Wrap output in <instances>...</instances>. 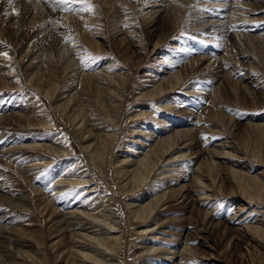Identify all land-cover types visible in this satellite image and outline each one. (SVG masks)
Segmentation results:
<instances>
[{
	"label": "rangeland",
	"instance_id": "rangeland-1",
	"mask_svg": "<svg viewBox=\"0 0 264 264\" xmlns=\"http://www.w3.org/2000/svg\"><path fill=\"white\" fill-rule=\"evenodd\" d=\"M52 1L57 0H51L50 2ZM70 1L75 7L72 5L73 8L70 7L69 11H63L62 14L67 15L68 19H70L69 25L74 24L76 21L74 17L78 14L88 17L90 15L92 21H86L84 23L82 27V30H85L84 35L82 34V30L71 31L74 29L70 27L61 32L64 36L61 33L59 34L60 43H58V46L59 48L61 47L60 52H63L62 59L64 60L58 64L55 62L53 65L57 85L53 100H50L45 93L39 92L37 89L30 86L28 82L27 75L33 70V64L31 65V63H34L36 57L44 52L43 50H40L35 56L27 55L22 60H19V57L12 49L16 43L15 41H10V45H5V48H0L1 53L7 54L6 56L4 55V59H6L7 62V69L5 70L8 71V75L13 79L10 81L11 87L0 83V108L7 107V109H12L13 111L19 109L32 110L36 108V110L39 111L38 113L44 115L46 119L51 120L53 123L41 129H29L26 127H20L18 129L15 127L12 129L10 127L7 130L0 129V133L7 132L9 135L16 133L14 135L24 137L23 143L26 140H31V144H49L51 141H55V138H58L57 142L60 143L61 140H63L64 145L61 144L63 146L66 144V149L70 148L69 150L67 149L68 153L65 155H54L40 149H34L26 151L28 152L27 154L19 153L20 156L16 157V154L13 153L14 151H2L5 147H10L12 145H2L0 147V183L3 181L6 182L8 186L5 187L11 189V191H9L10 197L28 194L33 203V209L28 211L17 205L13 206V204L6 199H1L0 215H4V218L3 221L0 220V226H6V233L4 232L1 234L14 237L12 239L13 242L21 244L23 250H30L29 246L41 252H46L47 250V260L50 264H65V262L66 264H74L73 258L69 260L66 259V261L64 257V259H60L65 262L57 260L58 253L56 252L58 251H53L49 247L51 238L54 235L52 234L54 227L51 228L49 226L47 214L43 213V210L38 208L40 201L37 195L39 193L49 195L64 206V204H68V202L73 203L80 201L82 197L86 196L88 193L81 190L85 187L89 186L91 188V186H93L97 190H94L95 192L91 194L90 199L86 196L88 200L82 201L84 205L80 204L81 207H79V209L94 213L98 217L100 216L99 218L101 219L105 215L109 217V214H112V220L120 221L121 230L119 233L122 234V242L120 244L118 256L114 255L117 257H114L115 260L111 261L114 264H150V262H156L155 264H179L180 258L178 256L174 258L171 257V252L175 250H180L181 252L186 245L192 248L187 251V255H185L188 264H264V239H262V242L259 240V242H253L247 236H242L243 232L246 230L245 226L256 225L257 221L262 225L261 222H264V204L257 201L256 203L247 202L239 191H231L237 184L235 175L227 176L232 179L230 184L227 183L225 179H221L225 173L222 167H227L228 165L235 170H241L242 168V170L245 171H247V168L243 169V167L245 165L247 167L250 166L248 168L251 172L250 175H256L261 168H264V166L258 164V161L254 162L251 155L254 154V150L256 156H264V106L260 107V105L264 104V95L259 92L255 94L252 93L254 95L253 98V96L248 95L247 92L245 93V89L242 88H240V90H242L241 93L236 92V83H234V85L232 83V85L228 87V89L230 88L229 95L226 96L222 91L220 100H222V98L223 100L218 103L217 106L213 105V102L207 98V100L204 99L206 105L204 104L200 108L202 96L198 98L196 93L188 92L189 90L193 92H195L196 89L201 90V87L209 81L206 79L212 70H210L211 66H208L209 58L211 55H216L215 53L217 50L207 45L208 40L204 37L210 34L215 26L219 25L217 20L227 22V19L233 20L235 16L234 20L231 21V23L229 22L231 25L228 23L229 28L226 27L232 30L231 32L240 31L239 33L245 35L248 33V35L252 36L259 35L256 33L259 30L253 27L256 25H253L252 22L247 23V14L243 16V14L238 13L239 15H237V13L232 12L234 6L230 8L229 3L234 0H210L211 2H207L208 0H189L188 3H185L187 5L184 4L185 6H182L183 11L181 10V13L175 14L165 21V25L168 26L169 29L175 26V22H177V24L174 27L175 32L172 36L167 41L160 42V33L152 31L150 25L143 20L144 11L147 10L148 7H145L147 8L145 9L141 4L136 5V8H134L136 11H134L133 14L134 17H136V31L134 30L135 35H133L134 44L136 46H131V50L135 52L134 56L136 59H139V63L136 65L132 62L130 64L124 52L121 51L124 46L123 37L125 36H123V34L119 36V33H115V31L119 29V27H117L119 24L112 23L116 16L111 13L109 14L106 10V5H108L109 0H107L108 2L105 4V7L99 0H87V3L82 2V0ZM206 2L214 5L219 4L218 7L220 10L215 9L218 16L216 13H208L207 11H203L206 12L205 15H208L207 17L204 14L198 15V12H194L199 8H205L203 4ZM246 2L250 4V7L263 11L256 15H250L255 18H260L259 21L264 24V0H247ZM0 5H7L11 9L17 7V0H0ZM89 5L91 7H89ZM223 8H225V10ZM245 9H249V7L245 8L243 6L242 8L241 6L240 11ZM39 11V16L37 12L36 15L35 12H30L26 15L22 20L24 28L28 29L33 26L37 20L44 17L42 13L45 12V7H41ZM231 13H234L233 17L228 18ZM219 14H223V16L219 17ZM224 15H226V17H224ZM78 16L76 18H78ZM93 16L98 17L95 19ZM116 19H120V17L117 16ZM212 20L214 22L216 21V24H214V22H212V24L209 22ZM259 21L256 20V24H259ZM199 22H201V24ZM163 23L164 22H162V24ZM16 24L21 26V22ZM201 26L204 28L201 29ZM126 27H130V25ZM89 32L93 34L97 33L99 36L96 37L94 41H89L85 38V34ZM261 32L264 33V29L259 33ZM212 34L213 33L210 35ZM26 39L27 38H24V40ZM98 41L104 43L103 49L100 47L102 49L101 51L99 50L100 48L97 50V48L92 45V43ZM214 41L216 42V40ZM214 41L211 43H214ZM214 45L216 44L214 43ZM58 46L56 47L58 48ZM243 46H241L233 36L229 39L228 43H224L223 41L221 44L223 51L227 49V56L229 58L226 60L228 63H231L229 64L231 65L230 68L235 69L233 71L234 73L238 71L236 72L237 76H234L233 72L229 75L231 77L233 76L236 79L232 78L238 81L246 72L248 73V71H251V76L256 77V75H259L264 78V57L262 56H257L255 58V63H250L252 61L249 60L242 63V65L238 64L239 66L237 67L235 59L237 60L238 58L234 57L235 52L239 53L238 51H242L243 48L247 49V47L249 50L248 45ZM48 47L49 45L45 48V54L53 57L50 53V48L52 47ZM191 49L194 50L193 53L195 50L199 49L201 51L202 49V53L196 55H203L207 57V59L192 66V68L190 67V69H186V67L191 66V64L184 65L189 55H187L186 58L184 57L185 60L183 63L181 61V64L177 63L180 58H178V55L181 53L184 54V52L190 54ZM64 53H67L66 56ZM222 54L223 52H219L217 57H220ZM69 57L73 58L75 62L74 64V62L70 60L73 62L72 66L77 68L75 72L78 70L82 74H92V78H85L84 81L82 79L81 82V77L78 78L77 76L75 79L76 81H73L74 73L66 70L63 64L66 60L70 59ZM238 60H240V58ZM255 64H257V66H255ZM104 68L105 70L110 68L112 74H119L121 77L120 80L122 83L124 82L125 85L122 87L119 85L118 80L116 82L105 81L102 75H94L95 72H105ZM170 74L182 75L181 82L183 81V84L176 89L167 88L161 95L151 99L139 98L142 93L146 92L148 89H152V87L163 78L169 83L170 77L172 76H169ZM255 77L249 78L254 79ZM187 79L190 81L186 82ZM208 83H210L209 86H211V82ZM215 87L216 86H214V88ZM99 88L100 90H98ZM101 88L103 90H101ZM251 88L255 89L253 86H251ZM72 89H74L73 92L76 91L80 96H84L83 99L86 98V100L84 99L85 104L88 105V111L95 114L94 118L97 124L103 122L104 125L107 126L109 132L117 133L116 143L114 142L113 149L111 150L112 152L108 151L102 163L97 160L94 161L95 159H92L93 156L83 149L85 145L84 142L82 140L80 142L78 141V137H80L81 134L74 130L73 125L71 126L68 119L63 116L62 110L57 108V105L62 103L61 100H65V94L72 91ZM110 89L114 90V92L117 91L116 93L118 94L121 93L124 98L116 99L113 96H108V91H111ZM209 91L210 90H205L204 94H209L207 93ZM102 101H107L106 105L108 103H115L114 107L111 106L112 108L110 107L109 109V111L114 109L115 112L113 113V117L107 116L106 111L102 107ZM116 103L118 104V108L115 107L117 105ZM189 109L193 112H199L202 117H205V119L200 121L199 127L204 126L203 128L207 129L206 134H201V144H203H200L196 149V151L199 152L192 157L197 156L199 153L206 152L203 153V157H206V163L209 161L219 162V168L218 166L215 167L214 172L209 174V178H215L214 181L216 186L221 190H225L224 195H218V190L214 189L212 193L216 194L214 195L215 198L212 199L213 196H209L210 198L207 197V199H203L201 202H199L198 193H192L191 197L184 199V202H182L183 200L175 202V198H172L167 200L166 203L159 208L158 212L154 214L155 221L137 223L134 221L135 219L133 216H130L131 213H128L125 204L135 202L145 203L154 195L160 194V190H163L162 188H166V191L172 188H178L180 185L177 183L178 179L180 182L182 181L181 183H193V179L195 178L194 172L199 162L195 164V162H187V160L181 161L178 167L179 169H177L178 171L176 172L173 170L177 163L169 166L166 164L167 161H165L164 164H161L164 166L160 165V169L154 172L145 185L139 190L135 189L132 192L126 191L127 188H123L121 177L117 173L119 168L116 165L119 164V160L124 156H132L134 151L141 145V142L146 140V131L151 130L157 132L161 129V126H164L160 124L162 121L159 120L166 118V122L168 123L171 121H186L190 123V118L185 115ZM217 110L218 112L222 110L221 112L224 113V115L214 118L212 112L217 113ZM0 113H2L1 110ZM139 113L147 114L144 118H135L134 115ZM195 114L196 113H194V115ZM195 126L196 125L190 124L185 128H198ZM255 126H261L262 128H256ZM165 127H168V125ZM181 128L183 129V127ZM134 129H137V134H133ZM221 143H227V148L224 150L231 155L224 159L212 157L211 154H213L215 150H218L215 146L218 145L219 147ZM110 144L111 142L108 147ZM86 145H88V143ZM42 152L45 154V160L49 161L47 164L41 162L43 158V156H41L43 155ZM166 157L171 156L167 155ZM7 158H10V165L5 164ZM21 165L31 166L32 171H30L29 174L33 175L34 179L32 181L29 180V177L25 175V173L19 170L18 166ZM205 166L206 164L204 167ZM193 168L195 169L192 170ZM162 172H165L168 176L161 179L165 174H162ZM79 176H81L83 180L91 178L89 181L90 183H77V180L80 178ZM184 176L185 178H182ZM60 179H62V183L58 181ZM71 180H75V182H69ZM59 187L66 188L61 195L57 193V188ZM195 188L193 189L195 190ZM36 190L39 191L36 192ZM100 196L104 197V200H107L103 206H99L101 204V200L98 199ZM193 204H195V208L197 209L213 211V219L204 217L203 214L197 213L198 211L190 212L191 208L187 209V207L190 205L194 206ZM54 205L59 206L57 202H55ZM105 205H107V207H105ZM242 218L245 219V221H243ZM159 223H162V225L159 226ZM91 226L92 223L86 224V227L89 228L86 230L84 229L82 232L88 231L87 233L91 234V230H93ZM154 226L156 227L153 231H146L144 234L139 233L142 230H147V228L152 230ZM22 228H28L26 230L30 231L36 230L35 235H37V237H43L45 240V249H41L40 245L35 244L33 239L29 237L25 238L20 234L19 231L22 230ZM79 228L76 230H80ZM97 228L100 229L101 227ZM17 229H19V231ZM66 235L67 237L69 236L68 233H66ZM68 241L69 240H67V243ZM13 242H7L5 244H12ZM85 242L90 247L86 246ZM85 242H83L82 246H79L78 249L80 250L81 248V250L85 252H92L94 249L92 247L94 246L92 242L90 240H86ZM0 244H4L1 238ZM78 245L81 244L79 243ZM149 247L158 249L155 252L153 250L148 252ZM59 248L62 250L64 247L61 245ZM144 249H146L147 252ZM101 250L102 249L97 251V253L99 257L104 258ZM4 254H6V264H38L37 261L35 263V261H29V259L21 257V254L16 253V251H14V253ZM152 257L153 259L151 260ZM147 258H149L148 260H150V262H146ZM85 261L87 262V260L81 259L79 263L75 262V264H86Z\"/></svg>",
	"mask_w": 264,
	"mask_h": 264
},
{
	"label": "bare ground",
	"instance_id": "bare-ground-1",
	"mask_svg": "<svg viewBox=\"0 0 264 264\" xmlns=\"http://www.w3.org/2000/svg\"><path fill=\"white\" fill-rule=\"evenodd\" d=\"M50 1L51 0H17V7H14L11 9L7 5H0V27H1V29H0V48H2V47L5 48V45H7V46L10 45L9 44L10 41H15L16 43L12 47V49L15 52V54L19 57V60H22L27 55L35 56V55H37V53L40 50H43L44 52L42 54L38 55V57H36V59L34 60V63H31V65L33 64V70L31 71V73H29L27 75V77H28V80H29L28 82H29L30 86L37 89L39 92L45 93V95L48 96V98L50 100H53V97L55 96L56 87H57L56 79H55V75H54L55 70L53 68V65L55 62H57V64H58L59 62L64 60V59H62L63 58V56H62L63 52H60L61 47L59 48V46H58L59 45L58 43H60L59 34L63 30H65L66 28L68 29V27L74 29L71 31L82 30L84 23L86 21L91 22L92 19H91L90 15H89V17H90L89 18L88 16H81L78 14L81 17H79L77 15L78 18H76L77 16L74 17L76 19V21L74 20L75 21L74 24L69 25L70 19H68L67 15H62V14H63V11L64 12L69 11V8L72 7L73 4L71 3V1H70V3H57V1H52V2H50ZM99 1L104 7H105V4L108 2L107 0H99ZM209 1L210 0H208L207 2H209ZM246 1L234 0L233 2L229 3V7L231 8V6H234L232 12L237 13V15H239L238 13L243 14V16H244V14H247L246 18H247L248 22L247 21H245V22H247V23L252 22L253 25H256L253 27L257 28L259 30V31L256 30L257 31L256 33H258L259 35L258 36H252V35H248L247 32H246L247 35H245V34L239 33L240 31H238V30H237L238 32H235V31L231 32L232 30L228 29L229 28L228 23L229 22L231 23V21L234 20V17H235V16L233 17L234 13H231V15L228 16V18L233 17V20L227 19V22L217 20L219 25L218 26L214 25L215 28L213 29V31H211V33H213V34L210 35L211 34L210 33L204 37L208 40L207 45L212 46L213 49L217 50V52L215 53L216 55H213V56L211 55V57L209 58V63H208V66L209 67L211 66L210 70L211 69L212 70L206 79L209 80L208 82H211V86H209L210 83L206 82L201 87V90L196 89L195 92H193L192 90L188 91L189 93H196L198 95V98H201L200 96H202V99L200 100L201 101L200 108L202 107V105H204V104L206 105V102L204 99L207 100V98L213 102V105L217 106V104L223 100V98H222V100H220V94L223 91L224 94L226 96H228L229 92H230V88L228 89V87H229V85H232V83H233V85H234V83H236V88L234 87L236 92L241 93L242 90H240V88H242V89H245V93L247 92L248 95L253 96V98H254V95L252 93L255 94V93L259 92L260 94L264 95V78L262 76H259L256 74H255L256 77L251 76V74H250L251 71H248V73L246 72V74L243 77H241V79H239L238 81L234 80L236 78H234L233 76L232 77L234 79L230 76L231 73L235 69H233V68L231 69L230 68L231 65H229L231 63H228V61L226 60L229 58L227 56V51H226L227 49L225 48L226 50L223 51V49L221 48L222 42L224 41V43H228L229 39L232 38V36L235 37V39L237 40L238 43L241 44V46H243V44H244V46L245 45L249 46V50L247 47V49L243 48L244 51L243 50L238 51L239 53L235 52L234 57L238 58V59L240 58V60L235 59V63L237 64V67L239 66L238 64L242 65V63L247 62L249 60L252 61L250 63H255V60H256L255 58L257 56L264 57V47H263L264 33H262V32L259 33L261 30L264 29V24L259 21L260 18H255V17L250 15V14L256 15V14L263 12V11L261 9H256V8L250 7V4ZM188 2H189V0H139V1L138 0L137 1L136 0H109L108 5H110V6L106 5L107 6L106 10H107V12H109V14L110 13L114 14V16H116V18H117V16L120 17V19L114 18L112 23L113 24H115V23L119 24L117 26V27H119V29L116 30L115 33H119L118 34L119 36L121 34H123V36H125V37H123L124 46L121 49V51L124 52L125 57H126V59H128L130 61V64H131V62L135 63L136 65H138V63H139V59H136V57L134 56L135 52H133L131 50L132 49L131 46L135 45L133 35H135L134 30L136 31V29H135L136 28V26H135V23H136L135 18L136 17H134L133 14H134V11H136V9H134V8H136V5L141 4V6H143V8L148 7V9L145 8L147 10L144 11L143 20L148 25H150V28H152V31H154V32L156 31V32L160 33V37H161L160 42H165L175 32L174 27L177 24V22H175L174 23L175 26H173L169 29L168 26L165 25V21L167 19H169L170 17L174 16L175 14L181 13L182 6L187 5L185 3H188ZM207 2L203 4V6L205 8H202V9L199 8L198 10H195L194 12H198L199 13L198 15H202V14L205 15L206 12H203V11H207L208 13H216L215 9L216 10L219 9V7H218L219 4L214 5L212 3H207ZM215 3H217V2H215ZM220 4H224V3H220ZM212 5H213V7H212ZM224 5H226V4H224ZM43 6L45 7V12L42 13L44 15V17L40 20H37L35 22V24L33 26L29 27L28 29L24 28V26L22 25V20L26 17V15L29 14L30 12H35V15H36V12H37V14L39 16V13H40L39 10ZM241 6H242V8H243V6L245 8L249 7V9H245L243 11H240ZM197 7H198V5H197ZM222 7H227V6H222ZM236 8L239 10H237ZM212 9H214V10H212ZM223 9L225 10V8H223ZM227 10H228V8H227ZM182 13H184V12H182ZM216 15H217V13H216ZM205 16L207 17L208 15H205ZM222 16H223V14L222 15L219 14V17H222ZM97 17L98 16H96L94 18L97 19ZM224 17H226V15H224ZM256 20H258L260 23L256 24V22H255ZM71 21H72V18H71ZM18 22H21V26L19 24H16ZM162 22H164V23L162 24ZM209 22H211V24H212V22H214V21L212 20ZM199 23L201 24V22H199ZM224 23H226V24H224ZM230 23H229V25H231ZM214 24H216V21L214 22ZM129 25H130V27L127 28L126 26H129ZM203 28L201 26V29H203ZM84 33H85V30L84 31L82 30L83 35H84ZM98 36L99 35H97V33L93 34L92 32L85 34V38H87V40H89V41H94L96 39V37H98ZM24 38H27V39L24 40ZM136 40H138V39H136ZM214 40H216L217 43ZM19 41H22V42H19ZM213 41L216 45H214V43H211ZM48 45H49L48 48L52 47V48H50V53L53 57L55 56L54 59H53V57L45 54V48ZM92 45L94 47H96L98 50L100 47L101 48L103 47L104 43L98 41V42L92 43ZM56 46H58V48ZM9 47H7V48H9ZM101 48L99 49L100 51L103 49V48L102 49ZM190 51H191L190 54H187L186 52H184V54L181 53L180 55H178V58L179 57L180 58L177 61V63H180V64H181V61L183 63L185 58L187 57V55H189L188 58L186 59L184 65L191 64V66L186 67V69H190V67L192 68V66H194V65L202 62L203 60L207 59V57H205L203 55H201V56L196 55L198 53H202L201 52L202 49H201V51L199 49L195 50L194 53H193L194 50L191 49ZM218 51L223 52V54L220 57H217L219 54ZM66 54H65V56H66ZM70 60L73 61V58L66 60L63 64H64L66 70L74 73L73 81H76L75 79L77 78V76H78V78L81 77V82H82V79L84 81L85 78H88V77L92 78V76H91L92 74H87V73L82 74L78 70H77V72H75L77 68L72 66L74 61L72 62ZM6 63L7 62H6V59H4V54L0 52V83L5 85V86L11 87L10 81L13 79L10 77V75H8V71L5 70V69H7ZM256 63H258V62H256ZM74 64H75V62H74ZM255 66H257V64H255ZM243 69H244V67H243ZM243 69H241V70H243ZM104 70H105V68H104ZM106 71H109V72H106ZM110 71H111V69L108 68L105 70V72L104 71H102V72L100 71L101 73L95 72L94 75L95 74L96 75L99 74V76L102 75L104 77L105 81L108 80V81H115L116 82L118 80L119 85L123 87L125 85V83L124 82L122 83V81L120 80V78H121L120 75L117 73L112 74ZM236 72H238V71H235V73L233 72L234 76H237ZM169 76H171L169 83H167L166 79L163 78L159 83L154 85L152 87V89H148L146 92L142 93L139 96V98L140 99H144V98L151 99L153 97L161 95L163 93V91L166 90L167 88L176 89V88H178V86L183 84V81L181 82L182 75L170 74ZM249 77H255V78L250 79ZM189 81L190 80L187 79L186 82H189ZM218 82H219V84H218ZM260 84H262V85H260ZM214 86H216V87L214 88ZM251 86H253L255 89H252ZM73 90L74 89H72V91H70L69 93L65 94V96H64L65 100H61L62 103H59L57 105V108H60L62 110L63 116H65V118L68 119V121L71 123L70 124L71 126L73 125L74 130H76L77 133L79 132V134H81V136L78 137V139H79L78 141L80 142L82 140L84 142L85 145L83 146V149L86 152H88L91 156H93L92 159L94 158L95 159L94 161L97 160V161L102 163L103 160L105 159V156L107 155L108 151H111L113 149L112 147L114 146V142L117 139V133L116 132H109V130L107 129V126L104 125L103 122H100L99 124H97V122H95L96 119L94 118L95 114H93V112H89L88 111V105L85 104L84 99L86 100V98L83 99L84 96L83 97L80 96L78 94V92H76V91L73 92ZM98 90H100V88ZM101 90H103V89L101 88ZM205 90H210L209 92H207L209 94H207V95L204 94ZM116 92H114V90L108 91V96H113L116 99L117 98L118 99L124 98V96L121 95V93L118 94ZM110 99H112V98H110ZM110 101H112V100H110ZM106 102L107 101L101 102L102 107L106 111L108 117H113V113L115 111H114V109L109 111V109L111 106L114 107L115 103L114 102H113L114 104L108 103L111 105H108V104L106 105ZM117 106H118V104L115 107L118 108ZM263 106H264V104L260 105V107H263ZM119 109H120V107H119ZM0 110L2 112V113H0V129H6L7 130L10 127L12 129L15 127L17 129L20 127H22V128L26 127L29 129H41V128L47 127L48 125H50L52 123L51 120L46 119L44 115L38 113L39 111L36 110V108H34L32 110H30V109L29 110H26V109L20 110L19 109V110L13 111L12 109H7V107H4V108L1 107ZM221 111L218 112V110H217V113L212 112V115L214 116V118H218V116L224 115V113H222ZM194 113H196V114L194 115ZM146 114L147 113H139V114H135L134 117L135 118H140V117L144 118ZM185 115L188 118H190V120H191L190 123H188L186 121L185 122H182V121H173L172 122L171 121L170 123H168V122H166V118H164L163 120H159V121H162V123H160V124H162L164 126H161L160 127L161 129H159V131H157V132H153L151 130L146 131V133H145V138L147 137L146 140L142 141L139 148L136 149L133 153L134 155L135 154H137V155L134 156L132 154V156H124L123 158H121L119 160V164L116 165L119 168L117 170L118 171L117 173L121 177V180H122L121 184H122L123 188H127L126 191L132 192L135 189L139 190L143 185H145L148 182V180H150V177L154 174V172L159 170L160 169L159 166L161 164H164L165 161H167L166 164H168L169 166L177 163L174 166V170L171 169V170L176 171V172L178 171L177 169H179L178 167H179L181 161L187 160V162H195V164L199 162V164L196 167V170L194 172L195 178L193 179V183H191V184L190 183H181L182 181L180 182L178 179L177 183L180 184L178 186V188H172L169 191H166L165 190L166 188H162L163 190H160L161 191L160 194L154 195L151 199H149L145 203L135 202V203H131V204H128V203L125 204V207L128 209V213H131L130 216H133V218L135 219L134 221H136L137 223H147V222H150L153 220L155 221L154 214L156 212H158L159 208L161 206H163L167 200L172 199V198H175V200H174L175 202H177L179 200H183L182 202H184V199H186L187 197H191L192 193H198L199 194V202H201L203 199H207V197H209V196H213L212 199L215 198L214 195H216V194L212 193L214 191V189L218 190V192H217L218 195L219 194L224 195L225 190H223V189L221 190L218 188V186H216L215 181H214L215 178H213V179L209 178V174L211 172H214L215 167L218 166V168H219V165H220L219 162L218 161H209L206 163V161H205L206 157H203V153H206V152L199 153L197 156L192 157L193 155L197 154V152H199V151H196V149L201 144V141H202L201 134L204 135L207 133V129L203 128L204 126L199 127L200 121L205 119V117H202L199 114V112H193L191 109H189V111H187V113ZM210 118H212V117H210ZM210 118H207V119H210ZM101 119H99V120H101ZM231 119L233 120L232 117H231ZM190 124L196 125L195 127H198V128H190V127L185 128V127L189 126ZM167 125H168V127H165ZM102 126H104V127H102ZM181 127H183V129ZM255 127L256 128H262L261 126H255ZM14 134H16V133H12L11 135H9V133H7V132L2 133L0 135V147L2 145H4V146L12 145L10 147H5V149H3L2 151H6V150L8 152L14 151L13 153L16 154V157L20 156L21 153L27 154L28 152H26V151H30V150H34V149H40V150L52 153L54 155H65L68 153L67 152L68 148L67 149L65 148L66 144H65V146H63L64 141L61 140V142L59 143V142H57L58 138H55L54 139L55 141H51L49 144H42V143L41 144L40 143L31 144V140L30 141L26 140L25 141L26 143L25 142L23 143L24 137H22V136L18 137L17 135H14ZM133 134H137V129L133 130ZM110 142H111V144L108 147ZM134 142H136V141H134ZM87 143H88V145H86ZM227 143L226 144L221 143L219 145V147H218V145H216L215 148L217 147L218 150H215V152L213 154H211L212 157L224 159L225 157L231 155L230 153H227V151L224 150L227 148ZM143 147H145V148H143ZM253 153L254 154H251L253 161L254 162L258 161V164L264 166V156L263 157H261V155L256 156L254 150H253ZM42 154L43 155H41V156H43L44 159L42 158L41 162L43 164H47L49 161L45 160L46 157H44L45 154L43 152H42ZM167 155L171 156V157H166ZM9 159L7 158L5 160V164L10 163ZM243 159H245V158H243ZM205 164H206V166L204 167ZM161 166H164V165H161ZM18 167H19V170L22 171V173H25V175H27L29 177L30 181H32L34 179L33 175L29 174V172L32 171V168L30 165L29 166H22L21 165ZM249 167H247L246 165L243 167V169L247 168V171L242 170V168H241V170H235L230 165H228L227 167H222V169L225 171V173L223 176L221 175L222 176L221 179H225V181L230 184V182H232V179H230L227 176L228 175L229 176L235 175V177L237 179V182H236L237 184H236L235 188L231 189V191H239L240 194L245 197L247 202L249 201V202H255L256 203V201H257V202H261L262 204H264V168H261V170L256 175H250L251 172H250V169H248ZM194 169L195 168H193L192 170H194ZM168 170H170V169H168ZM163 173H165V172H162V174ZM163 176L164 177H161V179L165 178L168 175L165 173ZM79 177L80 178H79V180H77V183H79V182L82 184H86L87 182L90 183L89 181L91 180V178L83 180V178L81 176H79ZM182 178H185V176ZM61 180L62 179H60L58 181H60V183H62ZM75 180H71L69 182L74 183ZM218 184H220V183H218ZM5 186H8V185H6V182L3 181L0 183V196H1L0 200L6 199L10 203H12L13 206L17 205L18 207L26 209L28 211L33 209V203H32L30 196L28 194H23V195L21 194L20 196H17V197H10L9 191H11V189L6 188ZM65 187L67 188L66 185H65ZM65 187L57 188L58 195H61L64 192V190L66 189ZM4 188H6V189H4ZM193 188H195V190ZM94 190H97V189L93 186H91V188L88 186V187H85L84 189H82L81 191H85V193L88 192L89 194L87 193L86 196L89 197V199H90L91 194L93 192H95ZM38 191L39 190H36V192H38ZM37 196L39 197L38 200L40 201V203L38 204V208L40 210H43V213L47 214V216H48L47 221L49 222V226L51 228L54 227L53 231H52L53 232L52 234H54V235L51 238V242H50L49 247L53 251H58V252H56V253H58V255H57L58 259L57 260H60L61 258L64 257L65 259L64 258L63 259L65 261H66V259L69 260V259L73 258L74 264H75V262L79 263L81 261V259L87 260V262L85 261L86 264H114L111 261L115 260L114 257L118 256V253L120 252V244L122 242V234L119 233V231L121 230L120 221L112 220V218H113L111 216L112 214H109V217L105 215L101 219V218H99L100 216L98 217L94 213L86 212L85 210H80L79 207H81V205H84V203H83L84 200L85 201L88 200V199H86L87 198L86 196L82 197V199L78 202H73V203L68 202V204L65 203L64 206H62V204L60 202L56 201L54 198H52L49 195H44L42 193H39ZM98 199L101 200V204L99 206H101V205L103 206L106 203L105 201H107V200H104L105 198L101 197V196ZM55 202H57L59 206H55L54 205ZM193 205L194 206L190 205L188 207L187 206H185V207H187V209L191 208L190 212H194V211L197 212L198 211L197 213L203 214L204 217H206L208 219H213V215H214L213 211H210V210L203 211V210L195 208V204H193ZM105 207H107V205H105ZM130 216H129V218H130ZM3 218H4V215L3 216L0 215V220L3 221ZM230 218H233V217H230ZM243 221H245V219H243ZM91 223H92L91 228H93V230H91V234L87 233L88 231L82 232L84 229L86 230L87 228H89V227H86V224H91ZM256 223H255L256 225H248L247 227L245 226L246 230L245 231L243 230L244 232H243L242 236L243 235H244V237L247 236L253 242L254 241L256 242L258 240L262 242V239H264V222L263 221L261 222V224L263 226L260 225V223L258 221ZM161 225H162V223H159V226H161ZM97 227H101V228L99 229ZM155 227L156 226H154L153 229L151 228L152 230H150V228H147V230H142L139 233L144 234L146 231H149V232L153 231V230H155L154 229ZM0 228H1L0 234L4 233V232L6 233V229H5L6 226H0ZM77 228H79L80 230L77 231L76 230ZM26 229H28V228H22V230H20V231H19V229H17V230L25 238L29 237V238L33 239L35 241V244L40 245L41 249H45V240L43 239V237H37V235H35L36 230L30 231V230H26ZM104 230H105V232H104ZM98 231H100V232H98ZM66 233H68V235H69L68 237H67ZM259 237H261V238H259ZM0 238L2 240V243H4V244H0V264H6V262H7V259H5L6 254H4V253H8V254L14 253V251H16V253L21 254L20 255L21 257L29 259V261H35V263L37 261L38 264H50V262L48 263V260H47V256H48L47 250H46V252H41L40 250H35L36 248L29 246L30 250L29 249L28 250L33 251L34 253L29 252L28 250H23L21 248V246H22L21 244H17L15 242H13L12 239L14 237L5 236L4 234H1ZM67 240H69L68 243H67ZM86 240L87 241L90 240L92 242V244L94 245V246H92L94 248L92 252H85V251L81 250V248H80V250L78 249V247L82 246V243L85 242ZM7 242H9V243L13 242V243L12 244H9V243L5 244ZM69 243H71V244H69ZM79 243L81 245H78ZM85 244H86V242H85ZM61 245H63V247H64L62 250H61V248H59V246L61 247ZM83 246H85V245H83ZM86 246H89V245L86 244ZM89 247H86V248H89ZM100 249H102L101 253H102V256L104 258L99 257V254L97 253V251H99ZM157 249L149 247L148 252H150L151 250H153L155 252ZM191 249H192L191 247H188L186 245L183 247L181 252H180V250L179 251H176V250L172 251L171 257L174 258L175 256H178L180 258L179 264H188L185 255H187V251H189ZM144 250H146V249H144ZM146 252H147V250H146ZM114 255H117V256H114ZM26 259H24V260H26ZM148 259L149 258L146 259V262L147 261L150 262V260H148ZM152 259H153V257L151 258V260ZM65 261H61V262H65ZM155 263L150 262V264H155ZM62 264H64V263H62ZM65 264H66V262H65Z\"/></svg>",
	"mask_w": 264,
	"mask_h": 264
},
{
	"label": "snow or ice",
	"instance_id": "snow-or-ice-1",
	"mask_svg": "<svg viewBox=\"0 0 264 264\" xmlns=\"http://www.w3.org/2000/svg\"><path fill=\"white\" fill-rule=\"evenodd\" d=\"M57 2L58 3H69L70 0H57ZM82 2L87 3V0H82ZM89 7H91V6L89 5ZM84 10H87V9H84ZM4 55L6 56L7 54L4 53Z\"/></svg>",
	"mask_w": 264,
	"mask_h": 264
}]
</instances>
